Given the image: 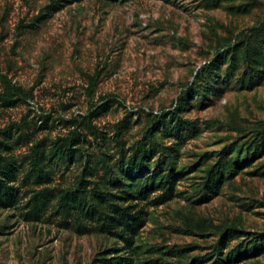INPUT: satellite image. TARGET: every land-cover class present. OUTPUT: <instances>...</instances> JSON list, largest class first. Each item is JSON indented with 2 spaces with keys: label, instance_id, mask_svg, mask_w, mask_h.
<instances>
[{
  "label": "rangeland",
  "instance_id": "1",
  "mask_svg": "<svg viewBox=\"0 0 264 264\" xmlns=\"http://www.w3.org/2000/svg\"><path fill=\"white\" fill-rule=\"evenodd\" d=\"M57 3L0 0V94L4 79L20 90L0 101V179L15 199L0 203V264H264V177L248 174L264 157L191 203L208 167L252 153L264 127V78L241 82L264 0ZM172 112L188 124L173 129ZM165 174L175 191L158 203ZM114 204L139 216L133 234L106 222Z\"/></svg>",
  "mask_w": 264,
  "mask_h": 264
},
{
  "label": "trees",
  "instance_id": "2",
  "mask_svg": "<svg viewBox=\"0 0 264 264\" xmlns=\"http://www.w3.org/2000/svg\"><path fill=\"white\" fill-rule=\"evenodd\" d=\"M58 3L56 4L55 9H59L61 7V3L59 2H65V0H57ZM126 1V0H125ZM251 34H257L256 31L253 29L250 30ZM256 32V33H255ZM263 46H261L260 50H254L252 47H245L243 48V54H244V61L247 64L248 67V73L247 77L241 80V82H245L247 84L246 87L253 88L257 86L260 81L264 78L261 76L264 75V70H262V65H264V42L260 43ZM210 70V71H207ZM212 73L213 69L210 63L204 64L203 71L198 75L196 73L195 75V84L200 82V79L202 78L203 72ZM213 75V74H211ZM224 78L227 80L228 77L224 76ZM253 78H257L258 81H254ZM213 83H215L218 80V76H212L211 77ZM260 79V80H259ZM93 85V82H91V87ZM212 89V88H211ZM191 89L188 88L185 93L180 97L179 103L177 105L176 111L182 112L185 109V95L187 92H190ZM20 93V90L17 89L15 86H13L9 81H6L4 79V93L3 95L0 94V101L6 103V104H13L15 101H17V94ZM171 120H175L176 124L173 129L177 130L183 127V125L188 124L187 121L181 120L179 117L175 116V112L170 113ZM255 141V147L254 151L252 153H246L242 157L238 155V153L234 156L232 160H226L223 161V163H218L217 165H213L208 167L206 170V178L200 185L201 190L200 194H195V199L192 200L193 205H201L206 204L215 197L219 195V191L223 187L227 181H229L234 175L237 173V170L239 168L244 167H251L253 159L259 160L262 157H264V127L257 128L256 135L254 137ZM142 150H139L138 154H135V156L131 157L128 161V164L131 166L129 169L133 172H139L142 168L145 166V159L148 157L146 156V148L142 147ZM237 169V170H236ZM250 176L255 177H264V160L257 162V164L253 167V171L249 172ZM162 186H158L157 188H162L163 192L156 197L158 200V203L165 202L167 200L172 199L173 192L175 191V178L171 174H165L161 178ZM159 184V185H160ZM0 188L2 190V194L0 195V203L3 205H11L15 202L14 196L10 191H8L10 188H8V184L3 182L0 179ZM98 196V195H97ZM130 197V196H129ZM131 200L135 201L137 198L132 197ZM77 201V200H75ZM98 204V203H97ZM77 206L82 207L81 201H77ZM110 214L109 217L106 219V222L109 223L110 226L112 225H123L125 226L127 230L131 231L133 234L135 231L132 229V227H135L136 223L139 221V216L137 214H133L130 205L123 206L120 204H114L110 207ZM90 210V207H89ZM99 212V210L93 209V212ZM226 230H223L222 235H227ZM225 232V233H224ZM255 248H264V232L255 236ZM257 249V250H259ZM111 264H131L126 259L123 260L122 258H118L114 260Z\"/></svg>",
  "mask_w": 264,
  "mask_h": 264
}]
</instances>
